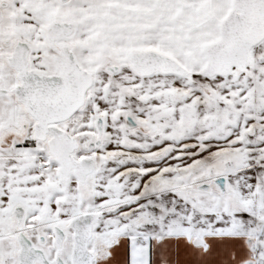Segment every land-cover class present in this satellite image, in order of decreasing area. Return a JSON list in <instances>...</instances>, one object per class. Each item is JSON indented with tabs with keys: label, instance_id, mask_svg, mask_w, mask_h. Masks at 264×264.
Instances as JSON below:
<instances>
[{
	"label": "snow or ice",
	"instance_id": "obj_1",
	"mask_svg": "<svg viewBox=\"0 0 264 264\" xmlns=\"http://www.w3.org/2000/svg\"><path fill=\"white\" fill-rule=\"evenodd\" d=\"M0 264H264V0H0Z\"/></svg>",
	"mask_w": 264,
	"mask_h": 264
}]
</instances>
